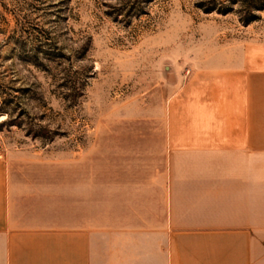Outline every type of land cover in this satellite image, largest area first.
<instances>
[{"label": "rangeland", "instance_id": "obj_1", "mask_svg": "<svg viewBox=\"0 0 264 264\" xmlns=\"http://www.w3.org/2000/svg\"><path fill=\"white\" fill-rule=\"evenodd\" d=\"M262 69L264 8L235 0H0V158L68 178L69 211H161L165 131Z\"/></svg>", "mask_w": 264, "mask_h": 264}, {"label": "crops", "instance_id": "obj_2", "mask_svg": "<svg viewBox=\"0 0 264 264\" xmlns=\"http://www.w3.org/2000/svg\"><path fill=\"white\" fill-rule=\"evenodd\" d=\"M255 75L256 98L243 74L232 98L193 116L199 129L165 131L158 212L116 200L69 211L68 178L16 177L0 158V264H264V69Z\"/></svg>", "mask_w": 264, "mask_h": 264}, {"label": "trees", "instance_id": "obj_3", "mask_svg": "<svg viewBox=\"0 0 264 264\" xmlns=\"http://www.w3.org/2000/svg\"><path fill=\"white\" fill-rule=\"evenodd\" d=\"M235 2H241L244 3L248 6V8L250 7H258L259 9H263L264 8V2L263 0H235ZM252 18H246V21H251Z\"/></svg>", "mask_w": 264, "mask_h": 264}]
</instances>
